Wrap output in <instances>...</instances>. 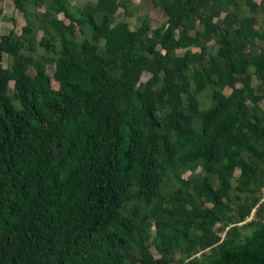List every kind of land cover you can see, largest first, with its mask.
Listing matches in <instances>:
<instances>
[{"label": "trees", "instance_id": "obj_1", "mask_svg": "<svg viewBox=\"0 0 264 264\" xmlns=\"http://www.w3.org/2000/svg\"><path fill=\"white\" fill-rule=\"evenodd\" d=\"M151 1L13 0L0 264H264V0Z\"/></svg>", "mask_w": 264, "mask_h": 264}, {"label": "rangeland", "instance_id": "obj_2", "mask_svg": "<svg viewBox=\"0 0 264 264\" xmlns=\"http://www.w3.org/2000/svg\"><path fill=\"white\" fill-rule=\"evenodd\" d=\"M94 0H71L73 5H82L86 2H93ZM132 10L133 15L130 17H125L122 12V9H118L117 17L118 19H126L129 22V26L131 28H135L140 24V19L138 15L147 14L148 19L152 26H156L160 24L164 20V15L162 11L152 4L151 0H132ZM42 9V8H41ZM142 16V15H141ZM12 17V18H11ZM60 18H63L62 14H59ZM66 21V19H65ZM24 24V20L22 18V14L18 11L13 3V0H0V35L6 32L9 28L13 27L17 32H20L21 26ZM39 36H41V32L39 31ZM198 47H192V50H198ZM183 52L182 49H179L177 53L181 54ZM3 65H7V57L4 55L3 58ZM56 66L54 61H47L46 63V71L48 74H51ZM33 71L30 69V73ZM148 77V74L144 72L141 76V80H145ZM52 86L56 87L57 83L52 81ZM9 88H12V82L9 83ZM205 99V98H204ZM204 105L208 104V98L203 101ZM189 172H185L184 175L186 176ZM262 198H264V189L261 191ZM153 253L156 255L153 247Z\"/></svg>", "mask_w": 264, "mask_h": 264}]
</instances>
